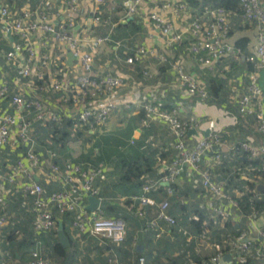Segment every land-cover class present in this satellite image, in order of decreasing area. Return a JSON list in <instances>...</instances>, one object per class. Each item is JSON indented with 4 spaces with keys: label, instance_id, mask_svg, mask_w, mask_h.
<instances>
[{
    "label": "built area",
    "instance_id": "obj_1",
    "mask_svg": "<svg viewBox=\"0 0 264 264\" xmlns=\"http://www.w3.org/2000/svg\"><path fill=\"white\" fill-rule=\"evenodd\" d=\"M144 3L145 0L125 3L126 17L138 14ZM93 4L95 8L86 14L82 0H42L36 10L30 4L15 10L5 0H0V31L11 46L4 58L17 68L20 80H29L35 91L41 94L29 98L21 89L13 90L11 81L0 78V149L10 147L14 152L9 172H0V243L2 230L10 221L6 213L8 200L19 195L20 209L33 216L32 226L36 233L56 232L62 219L69 215L72 235L81 243L83 236L89 234L104 238L117 248L126 244L127 222L107 216L103 205L102 184L107 180V171L102 166L60 160L58 152L52 148L46 150L48 159L52 160L47 168L46 160L37 151L33 133L36 124L57 129L71 124L73 137H77L78 131L94 133L106 127L117 112L143 114L141 124L144 130L161 122L174 139L172 159L166 160L160 154L156 168L158 175L155 178L145 176L141 193L123 199L130 212L146 221L144 232L157 230L160 223L169 229L180 226L181 221L171 213L170 198L175 194L172 186L183 176L190 178L194 190H203L210 198L207 204L199 207L209 213L208 221L204 222L203 240L210 237V223L225 227L235 220L241 210L242 198L247 195H253L249 199V218L252 223L259 220L264 213V194L248 186H244L243 191L230 192L229 184L218 180L213 168L246 155L250 161H259L264 173V92L260 85V73L264 72V6L261 0H239L243 18L257 24L258 33L257 45L247 57L253 71L248 74L246 94L237 97V105L243 123L247 125L253 121L262 141L261 144L241 141L229 150V154L225 153L226 141L221 133L201 134V121L192 108H187L184 99L169 103L164 91L158 94L133 90V96H123L125 75L113 70L101 75L94 73L100 48L113 42L117 24L112 15L117 12L118 5L113 1L106 10V0H94ZM173 6L165 3L161 8L164 11L173 9L178 15L186 10L187 2ZM231 11L223 6L204 7L191 23L192 40L187 51L204 68L214 70L227 58L235 62L242 57V51L230 42ZM146 17L160 33L168 50L183 44V35L162 14L148 12ZM102 28L105 33L99 32ZM68 52L74 55L72 65L68 64ZM170 57L156 47L141 46L126 56L125 64L129 68L148 61L165 65L171 63ZM180 59L172 66L177 76V88L188 98L206 103L210 99L208 89L196 75L186 70L183 58ZM52 68L57 72H53L50 79ZM231 68L232 65L227 64L224 70L230 71ZM143 74L153 78L151 71L144 70ZM49 94L58 96L55 103L43 98ZM191 132L199 136L194 142L190 140ZM14 134L16 139L13 140ZM131 143L133 145L135 141ZM22 148L26 151L20 154ZM252 169L251 165L247 169L236 168L243 180L246 171ZM44 171L49 183L59 184L56 190L49 191L45 184L35 181L34 173ZM163 187L166 198L157 201ZM90 198L100 202L94 210L88 209ZM258 204H263L262 210L258 209ZM149 209L156 212L153 218H149ZM188 220L199 222L200 215L194 214ZM184 235H189L188 230ZM214 248L216 254L208 261L189 264H226V248L237 252L236 264H248L251 259L263 260L264 226L259 229L257 240H250L249 234L242 232L234 240L217 243ZM22 264L58 263L35 251L31 259ZM105 264L121 263L113 256ZM140 264H145V258L140 259Z\"/></svg>",
    "mask_w": 264,
    "mask_h": 264
},
{
    "label": "crops",
    "instance_id": "obj_2",
    "mask_svg": "<svg viewBox=\"0 0 264 264\" xmlns=\"http://www.w3.org/2000/svg\"><path fill=\"white\" fill-rule=\"evenodd\" d=\"M19 1L21 2V0H5V2L11 5L15 10L22 9L26 4H21ZM37 1L39 3V0H34V5L31 7L33 10H36L37 6H35V3H37ZM41 1L42 0H40V2ZM93 1L94 0H82L85 9L83 10L84 13L86 12V14H88L87 11L95 8ZM113 1L118 5L117 12L112 15L113 22L117 24V28L113 36V42L104 45L99 50L94 65V73L96 75H101L107 70L118 71L125 75L126 86L121 90V95L123 96H133V90H140L148 93L153 91L158 94L164 91L168 96L167 101L169 103L184 99L187 108H192L201 121V134L209 135L217 132L223 135L226 141V146L224 148L226 154H229V150L241 141L261 144V137L256 133L253 121L245 125L240 118L237 105V97L246 94L248 74L253 67L248 63L247 57L252 54L257 45V24L247 22L243 18L241 12L231 11L230 42L242 51V57L239 61L235 62L227 58L214 70H210L202 67L198 60L188 53L187 47L192 40L190 28L193 19L199 15L202 5L208 4L212 0H145L138 14L130 17H126V10L124 7L125 3H128L130 0H106V10L110 8L111 2ZM183 1L187 2V8L178 15L175 14L173 9L164 11L161 8L165 3L174 5L172 7L174 8L176 4ZM261 2L264 6V0H261ZM148 12H158L170 20L177 31L183 35V44L168 50L164 45L160 33L154 29L153 24L147 20L146 15ZM105 14L108 15L107 13ZM130 21L132 23H130ZM81 22H83V20H81ZM99 32L105 33V30L102 28L99 29ZM37 38L34 40L36 41ZM11 41H13V38ZM141 46L156 47L161 52L168 53V55L171 56V63L162 65L154 61H148L136 65L133 68H129L125 64L126 56L132 54L134 50ZM241 47H244V49ZM10 49L11 46L2 37L0 31V78L11 81L13 90L16 91V89L19 88L29 98L40 97L41 94L35 91L34 85H32L29 80H20L17 68L11 66L5 60L4 54ZM180 58H183L186 70L196 75L200 83L208 89L210 99L206 103L188 98L183 91L177 88V76L172 66L175 62L181 61ZM227 64L232 65L230 71L224 70ZM144 70L151 71L153 78L150 79L144 76ZM53 72H57L56 68H52L49 75L50 79L52 78ZM260 85L264 92V72L260 73ZM57 97V95L51 96L50 94L48 96H43V98L51 100L52 103H55ZM187 111L188 110L185 111V115ZM140 115L141 114L133 115L127 112L114 113L106 127L97 129L94 133H86L87 136L85 133L78 131L77 137H73L71 134V127L70 129L65 127L64 130L66 132H64V134L67 133L69 135L68 138L72 140L71 142H73L74 145L70 144V146L65 149L63 147L58 153L59 159L83 163L80 161L85 160H81V158H85V156H88L87 154L90 153L89 158L94 160L95 157L100 155L98 150H93L97 138L95 134L97 132H100L99 137L104 136L106 133L114 132L115 128L119 126L124 128L129 121L133 118L140 117ZM118 118H121L125 122L122 124ZM118 122L121 123V125H119ZM52 128H54V126L42 127L36 124L33 132L37 140V151L42 154L43 158L46 160L47 168L51 165L52 160L48 159L46 150L59 147L56 145L57 147L55 146L54 148L52 144L54 141L61 138L60 134L58 135L59 131L54 133L52 132ZM50 129L51 134H49V136L43 133V131L50 133ZM79 133L83 135L80 138L78 137ZM87 137L88 141H91L89 143L90 150L87 151V148L84 146L81 148L80 145L81 151L77 152L79 147L75 146V143L82 144ZM198 137L196 133L190 134V140L193 142L196 141ZM12 139H16L15 134L12 136ZM133 140L135 141L133 146L144 141L142 150L146 151L148 155L153 151L156 152L154 158L155 173L152 176L155 178L158 175L156 169L158 156L161 154L166 160H171L174 155L173 137L170 135L166 126L161 122H155L152 128L144 130L140 121L130 139V144H132L131 142ZM20 151V154H22L25 153L26 150L22 148ZM15 153L17 154L18 152ZM75 153L77 154L75 155ZM13 155L14 152H12L10 147L0 149V172L4 174L9 172L10 163L14 158ZM240 158L242 161H248L246 155H242L239 159ZM226 163V166L215 167L213 171L218 180L226 181L229 184L228 189L230 192L235 190L243 191L244 186H248L251 190L257 187L259 191L264 192V173L261 172L260 167H253L252 170L246 171V179L243 180L240 174L237 173L236 168L241 166L243 169H247L249 165H241L238 159L231 162L227 161ZM89 165L92 164L89 163ZM99 166H102L107 171V180L102 184V196L104 198L103 204H105L104 208L106 214L109 215L106 209V195L103 193V188L109 187V169L108 166L103 163ZM46 171L48 172V170ZM46 171L43 173H34V179L37 182L45 184L49 191H54L59 187V184L56 182L49 183L46 177ZM174 188L175 194L170 198V201H173V205L171 203V213L183 222L180 226L181 228L183 224L185 225L183 227L184 229L193 228L188 218L194 214L204 216L205 220H207V218L209 219V213L207 211H201L199 207L205 203L207 204L210 198L205 196L203 190L194 193L188 176H183L182 179L175 184ZM165 198L166 195L160 193L157 197V201H162ZM20 202L19 195L11 197L8 200L6 213L10 216V221L9 225L2 230L0 264H22L29 261L32 253L35 251L58 264H102L103 262L106 263L107 259L113 256L117 257L121 264H140L141 258H145V264H181L182 258H184L185 264H189L190 262L203 263L216 254L214 248L215 244H223L225 241L234 240L241 232H247L250 240H257L259 237V229L264 226V213L261 214L259 220L252 223L249 218V212H245L241 209L237 212L235 220L227 225V227H217L212 229V231L210 230L211 234L207 240H203L202 237L200 238L197 236L195 231L191 229L188 231L189 237L191 238L179 237L177 234H172L170 230L174 229H169L164 223H160L159 228L155 231L144 232L146 221L138 219L133 212H130L126 208V211L130 214L128 213L129 215L127 214L126 218H122L127 222L129 230L127 242L124 246L120 248L114 247L108 240L89 234L83 236V242L81 243L77 239H74L69 223L70 221L66 220L65 223L61 222L70 238L71 246L69 248H64L66 251L60 256L55 252V247L59 242L58 230L50 233H36L32 226L33 216L20 209ZM15 206L17 207V211L12 213V209L15 208ZM122 206L125 207L124 205ZM149 211V218H153L156 214L155 210L149 209ZM131 220L134 221L135 224H132ZM180 231L184 233L185 230L180 229ZM179 240L185 242L182 243L185 244L186 250L178 252ZM8 254L10 256H7ZM236 254L237 252L235 253L229 248H226L224 259L226 264H236ZM228 256H230V259L226 260ZM250 264H264V259H252Z\"/></svg>",
    "mask_w": 264,
    "mask_h": 264
},
{
    "label": "trees",
    "instance_id": "obj_3",
    "mask_svg": "<svg viewBox=\"0 0 264 264\" xmlns=\"http://www.w3.org/2000/svg\"><path fill=\"white\" fill-rule=\"evenodd\" d=\"M24 3L30 4L32 6V5H34V0H26ZM39 3H40V0H39ZM39 3L37 1V3H35V6H38ZM208 6H211V7L223 6L229 10L240 12L239 0H212L208 4H203L200 8V11L202 10V8L208 7ZM130 23H132V22L130 21ZM241 48L244 49V47H241ZM251 71H253V67H252ZM142 119H143V114H141L140 117L133 118L131 121H129L126 125V128H124L125 132L123 134L121 131H119V132H115V133H109L108 135H104V136L97 138L95 141L96 143L94 144V148H93V150H98L100 153L97 161L90 159L88 156H85V158H83V157L81 158L82 160H86V161H80V162L87 163V164L91 163L93 166H99L102 163L105 164L104 163L105 161H107L109 163L112 162L111 156L117 157L119 159L120 163L126 169L125 173L127 176H126V180L123 184V187H124L123 192H124V194H127L129 196L133 195V194H140L142 187L144 185L143 178L147 175L152 177L153 174L155 173V171H154L155 159L152 160L151 154L148 155L146 153V151L142 150V147L144 146V141L137 143L136 146H133L132 144H130V139L134 133V130L137 129L138 122L140 123V121H142ZM70 127H71V124L66 125V128H70ZM82 136H83L82 133L78 134L79 138ZM68 137H69V135L67 133H65L63 135L64 139H67ZM78 142H80V141H78ZM71 144H73V143H71ZM80 145H81V143H77V142L75 143V146L80 147ZM80 149L81 148L77 149V152L81 151ZM102 161H104V162H102ZM238 162H240L241 165L246 164V165H251L252 167H258V168L260 167V169H261L259 161L248 160L246 162V161H242L240 158V159H238ZM226 164L227 163H225L223 165V167L226 166ZM174 186L175 185H173L172 187L175 190ZM164 189L165 188L163 187L162 190L160 191V193L165 194ZM255 189L258 192H260L261 194H264V192L259 191L257 189V187ZM192 191L194 193L198 192L197 190H194V189ZM252 197H253V195H247L244 198H242L241 209H243L245 212L250 211L249 199ZM258 209L262 210L263 204H258ZM200 217L201 218H200L199 222L191 221L189 223L193 226L196 235L201 238L203 235V232L205 230L204 222L208 221V218H207V220H205L204 216L201 215ZM66 220L70 221L69 215L65 216L62 219V222L65 223ZM182 223L183 222H180V226ZM230 223H227L225 225V227H227V225H229ZM214 228H217V227L214 226L212 223H210L209 230L212 231V229H214ZM65 251L66 250L58 242V244L55 247L56 254L61 256L65 253ZM251 261H252V259L249 261L248 264H250Z\"/></svg>",
    "mask_w": 264,
    "mask_h": 264
},
{
    "label": "rangeland",
    "instance_id": "obj_4",
    "mask_svg": "<svg viewBox=\"0 0 264 264\" xmlns=\"http://www.w3.org/2000/svg\"><path fill=\"white\" fill-rule=\"evenodd\" d=\"M26 0H21V4H23L24 2H25ZM119 119V121H121L122 122V124L125 122V121H123L121 118H118ZM118 124L119 125H121V123H119L118 122ZM127 125V124H126ZM126 125H125V127L124 128H126ZM124 128H121V126H119V127H117V128H115V130H114V132H111V133H115V132H119V131H121L122 132V134L125 132L124 131ZM65 128H60V129H57V128H52V132H57V131H59V133H58V135L60 134V136H61V138L59 139V140H56V141H54L53 142V147L55 148V146L56 145H58L59 147H57V148H55L56 149V151H58V153L60 152V150L64 147V149L66 148V147H68V146H70V144L71 143H73V142H71L72 140H69V138H67V139H64L63 138V135H64V132H66L65 130H64ZM120 132V133H121ZM43 133L44 134H46L47 136H49V134H51V129H50V133L49 132H46V131H43ZM100 134V132H97L96 134H95V136L97 137V138H99V135ZM109 133H106L105 135H108ZM85 135L87 136V134L85 133ZM96 138V139H97ZM84 143H82L81 144V148L84 146L85 148H87V151H89L90 150V145H89V143L91 142L90 140L88 141V137H87V139L85 140V141H83ZM88 146H89V148H88ZM80 148V147H79ZM63 149V150H64ZM151 150V149H150ZM86 151V150H85ZM65 152V151H64ZM151 152V151H150ZM77 153H75V155H76ZM84 154V153H83ZM88 155V157H89V155H90V153L89 154H87ZM92 155V154H91ZM111 156V155H110ZM155 156H156V152H151V159L152 160H154V158H155ZM105 158V157H104ZM111 158H112V162H107V161H102V162H104L105 163V165L106 166H108V177H109V187H108V189H107V187L104 189L103 188V193L106 195V199H105V201H106V209H107V212H108V214L109 215H107V216H117V217H121V218H126V215L129 213V212H127L126 210V208H127V205H126V203H125V201H123V198H125V197H128L129 195H127V194H124V192H123V189H124V187H123V184H124V182H125V180H126V169L123 167V165L120 163V161H119V159L117 158V157H115V156H111ZM82 160V159H81ZM98 160V157H95V159H94V161H97ZM86 161V160H85ZM100 162V161H99ZM109 191V193H108V191ZM106 191V192H105ZM130 194V193H129ZM104 195V196H105ZM125 196V197H124ZM179 200V199H178ZM180 202V201H179ZM172 203V205H173V201L171 202ZM103 205H105V204H103ZM122 205H125V207H123ZM191 206V205H190ZM12 213H14V212H16L17 211V207L15 206V208H13L12 209ZM130 214V213H129ZM128 214V215H129ZM130 217H131V215H130ZM131 223L132 224H135L134 223V221H132L131 220ZM185 225L183 224L182 225V228L181 227H177V228H174V230H170V231H172V234H177V236H179V237H189V235L188 236H185L184 235V233H183V231H180V229H183V230H193V231H195L193 228H189V229H184L183 227H184ZM128 232H129V230H128ZM194 236V235H193ZM130 237V236H129ZM180 242H178L179 243V245H178V252H180V251H184V250H186L187 248H186V246H185V244H183V243H185L183 240H179ZM183 242V243H182ZM183 257V256H182ZM85 260V259H84ZM105 260H106V258H105ZM102 264H105V262H103ZM180 264V263H179ZM181 264H185V260H184V258H182V262H181Z\"/></svg>",
    "mask_w": 264,
    "mask_h": 264
},
{
    "label": "water",
    "instance_id": "obj_5",
    "mask_svg": "<svg viewBox=\"0 0 264 264\" xmlns=\"http://www.w3.org/2000/svg\"><path fill=\"white\" fill-rule=\"evenodd\" d=\"M68 64L72 65V62L74 60V55L72 54V52H68ZM191 133H196V132H191ZM207 135V134H206ZM167 170V168H166ZM90 203L91 206L88 208L90 210H94L95 208L98 207L99 205V200L96 198H90ZM58 238H59V243L63 248H69L71 246V241L69 236L67 235L64 225L62 222L59 223V228H58ZM230 259V256H228L226 258V260Z\"/></svg>",
    "mask_w": 264,
    "mask_h": 264
}]
</instances>
